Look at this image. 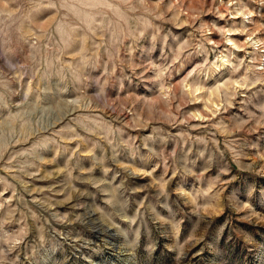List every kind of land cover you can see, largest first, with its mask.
<instances>
[{
    "label": "clouds",
    "instance_id": "obj_1",
    "mask_svg": "<svg viewBox=\"0 0 264 264\" xmlns=\"http://www.w3.org/2000/svg\"><path fill=\"white\" fill-rule=\"evenodd\" d=\"M0 264H264V0H0Z\"/></svg>",
    "mask_w": 264,
    "mask_h": 264
}]
</instances>
